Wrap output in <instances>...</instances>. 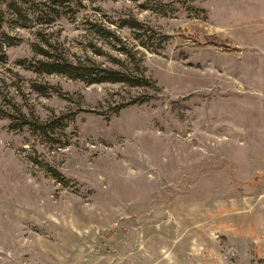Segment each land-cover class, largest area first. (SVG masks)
Masks as SVG:
<instances>
[{
    "label": "rangeland",
    "instance_id": "rangeland-1",
    "mask_svg": "<svg viewBox=\"0 0 264 264\" xmlns=\"http://www.w3.org/2000/svg\"><path fill=\"white\" fill-rule=\"evenodd\" d=\"M46 32L146 85L28 71L36 31H18L0 62V264H264V0H84Z\"/></svg>",
    "mask_w": 264,
    "mask_h": 264
},
{
    "label": "trees",
    "instance_id": "trees-1",
    "mask_svg": "<svg viewBox=\"0 0 264 264\" xmlns=\"http://www.w3.org/2000/svg\"><path fill=\"white\" fill-rule=\"evenodd\" d=\"M84 0H0V62L7 60L6 48L15 46L18 40V31H36L35 36L38 42L32 43L35 56L29 60H23L20 65L28 71L42 75H62L73 80L84 81L88 84L123 83L133 87H144L145 85L138 78H133L126 72H118L109 69H100L95 66H87L78 59H70L58 55L50 35L46 28H50L61 19L74 21L83 9ZM154 8L150 10L162 13L166 7L160 1H154ZM120 27L133 30L135 36L142 37L141 45L150 48L151 36L135 18H121L118 21ZM98 25L93 27L104 38H116V35L109 29H102ZM20 39V38H19ZM150 44V45H149ZM152 47V46H151ZM126 55L129 52H124ZM32 88L42 95L49 96L58 93L55 88L44 84H34ZM57 122H52L55 125ZM49 124V125H51ZM37 129L48 127L36 124Z\"/></svg>",
    "mask_w": 264,
    "mask_h": 264
}]
</instances>
